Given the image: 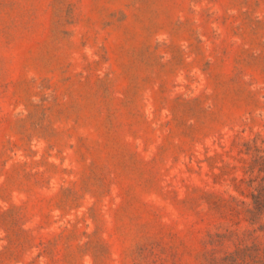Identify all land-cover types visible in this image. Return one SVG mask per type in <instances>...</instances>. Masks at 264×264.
Returning a JSON list of instances; mask_svg holds the SVG:
<instances>
[{
    "label": "rangeland",
    "instance_id": "374dc122",
    "mask_svg": "<svg viewBox=\"0 0 264 264\" xmlns=\"http://www.w3.org/2000/svg\"><path fill=\"white\" fill-rule=\"evenodd\" d=\"M264 0H0V264H264Z\"/></svg>",
    "mask_w": 264,
    "mask_h": 264
},
{
    "label": "trees",
    "instance_id": "16d2710c",
    "mask_svg": "<svg viewBox=\"0 0 264 264\" xmlns=\"http://www.w3.org/2000/svg\"><path fill=\"white\" fill-rule=\"evenodd\" d=\"M262 144H264V140H262ZM255 153H260V151H262V153L264 154V150H260L257 147L254 148H250V151H252ZM261 164L262 168H261V172L264 173V156H257L254 159V164ZM264 181V178H263ZM252 198H253V210H249V212L252 215H264V182L263 184H261L259 186V188H255V193L252 192Z\"/></svg>",
    "mask_w": 264,
    "mask_h": 264
}]
</instances>
